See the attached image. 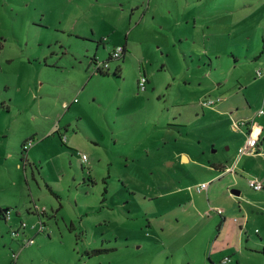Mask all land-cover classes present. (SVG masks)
I'll return each instance as SVG.
<instances>
[{
	"label": "rangeland",
	"instance_id": "1",
	"mask_svg": "<svg viewBox=\"0 0 264 264\" xmlns=\"http://www.w3.org/2000/svg\"><path fill=\"white\" fill-rule=\"evenodd\" d=\"M125 42L119 75L95 70ZM263 64L264 0H0V264H210L227 239L252 244L243 197L264 157L206 197L177 151L234 154L232 118L264 109ZM204 93L222 98L202 110Z\"/></svg>",
	"mask_w": 264,
	"mask_h": 264
},
{
	"label": "crops",
	"instance_id": "2",
	"mask_svg": "<svg viewBox=\"0 0 264 264\" xmlns=\"http://www.w3.org/2000/svg\"><path fill=\"white\" fill-rule=\"evenodd\" d=\"M125 45L127 47V42H125ZM112 65H113V67L118 66V69L120 72L121 64L119 63V61L113 63ZM112 65L110 63V66H112ZM143 72H146V69H144ZM138 77H139V75H138ZM205 96H210V95H208L207 93H204L198 99L200 102L199 104H200L202 110H206V107H212L213 106L212 104H214L215 102H217L218 100H220L222 98V97H216V99L213 103H203L201 101V99ZM263 101H264V92H263ZM258 108L255 109L253 112H249L248 114L242 115L240 117H236L234 119L232 118L231 125L235 119H239V118H247V120L250 119L247 122V124L243 123L238 128L231 126L233 129L240 131L242 133L241 140L238 143L237 148L235 149V152L233 155L230 154L229 152H227L224 154V158L222 160H217L220 158H212L211 155L207 154L206 157L208 160L204 162L203 160L197 159L199 157L198 156V150L190 151L186 148H181L180 150L177 151L178 157L182 161V164H184L186 166H192L193 165V166H195L194 169L204 170V173H201V175H199V177L197 178L198 180L196 181L195 185L190 186V188L192 190H196L197 192H202V190H205V196L209 197V192L213 191V189H214V187H213L214 185H212V183L214 182L215 179L217 180L219 178L227 177V178H231V179L233 178L234 182L235 181L239 182V179L237 180L235 174H237V169L241 168L239 166V161L244 154L254 155L255 158H257V159L259 156L264 157V149H263V151L259 150L261 147V143L263 142L264 136H261V137L258 136L259 137V142H258L259 146H258L257 150L250 152L247 149H244V150L238 149V146L244 144V142H245L246 129H251V131H253L252 121H253L254 117L261 116V114L264 113L263 112L264 109L262 112H258ZM253 133H254V131H253ZM201 151H203V152L205 151L203 147L201 148ZM199 155L201 156L200 153H199ZM202 155H203V153H202ZM248 168H249V166H248ZM251 176L252 175L249 174L248 177L250 178ZM253 176H256L258 179H260L262 181V186L259 188H256L259 190L258 191L259 195L257 197H255L254 200H251L250 198H247V197H243V198L246 199L244 202L247 204L252 203V202L257 204V206L259 208V213H258V216L257 217L255 216V217L257 220H259L260 223H262V225L259 228H257V226H255V229H256V231H258V233L255 235V239H254L252 244H250V243L240 244L239 240L237 242H235V241H232L231 239H227L226 240V248L224 247L223 249H220L221 251H219L215 255H214V250H212V252L210 254H208L210 264H214V262L218 261L221 257H223L225 255H228L229 259L227 261H224L225 263L223 262L221 264H264V255L261 254V251H264V171L255 173V175H253ZM249 178H248V181H249ZM200 181H206L207 182L206 186H204L203 188H198L197 185ZM233 189H236L237 191H234ZM231 190H232V192L234 191L237 193L241 191V189L239 187H231ZM196 194L197 193L194 194L193 201L199 200V197L195 196ZM239 208L242 209L241 203H240ZM249 213H250V208L248 207V210L246 213L247 219L244 218V220H246V225L249 221ZM10 216H11V214H10ZM7 217L8 216H6V218ZM43 224H44V222H42V226H41L42 228H40L39 230L43 229ZM240 227H242V226L240 225ZM21 232H22V230H21ZM245 233L248 234V232H245ZM249 239H250V237L248 236L246 240H249ZM230 244H232L233 246ZM93 255L89 256V255L84 254L83 256L91 257Z\"/></svg>",
	"mask_w": 264,
	"mask_h": 264
},
{
	"label": "built area",
	"instance_id": "3",
	"mask_svg": "<svg viewBox=\"0 0 264 264\" xmlns=\"http://www.w3.org/2000/svg\"><path fill=\"white\" fill-rule=\"evenodd\" d=\"M119 50H120V46H117V48H115L113 50V53L114 54H118L119 53ZM106 64V63H105ZM257 72L259 74H262L264 73V64L262 66H259L258 69H257ZM147 79V75L145 72H141L139 74V77H138V80H137V83H138V86L139 87H144L145 86V81ZM216 97H211V96H205L201 99V101L203 103H213L215 101ZM263 111V107L260 106L258 108V112H262ZM250 120V119H249ZM247 120V118H239V119H235L232 123V126L235 127V128H238L240 127V125H242L243 123H246L249 121ZM61 137L63 138V133L61 135ZM64 137H65V134H64ZM31 141V137L29 139H27L24 143H23V146L24 147H27V145L29 144V142ZM259 137L257 135H255L253 133V131H251V129H246V138H245V142L244 144L242 145H239L238 146V149L239 150H244V149H247L249 150L250 152H253L255 150H257L259 144ZM86 154L85 153H82V158L83 159H86ZM249 183L251 186L255 187V188H259L262 186V181L260 179H258L257 177L255 176H251L249 178ZM207 182L206 181H200L197 185L198 188H203L204 186H206ZM4 213H5V216H9L11 214V210L10 208H6L4 209ZM21 225H25V222L22 221ZM21 225H18L17 227L14 228L13 232L15 234H18L20 233L21 231ZM42 228V227H40ZM39 228V229H40ZM31 238L28 237V239H26L24 237V240H30ZM229 259V256L228 255H225L223 257H221L218 261L214 262V264H221L223 263L224 261H227Z\"/></svg>",
	"mask_w": 264,
	"mask_h": 264
},
{
	"label": "trees",
	"instance_id": "4",
	"mask_svg": "<svg viewBox=\"0 0 264 264\" xmlns=\"http://www.w3.org/2000/svg\"><path fill=\"white\" fill-rule=\"evenodd\" d=\"M117 46H120L119 53H118V54H114V53H113V50H114L115 48H117ZM117 46L113 47V48L108 52L107 57L104 58V59H101V60L98 61V58H97L95 55L92 56V61H93V63L95 64V65H94V68H95L96 71H99V72H101V73H107V72H109V68H110V60H111L112 58H114V57L118 58V57H120V56H124V54H125V52H126V50H127V47H126L125 43L119 44V45H117ZM105 63H106V64H105ZM141 72H143V71H141ZM141 72H140V73H141ZM112 73L115 74V75H119L120 72H119L118 66L112 68ZM146 75H147V73H146ZM147 79H148V75H147ZM147 79H146V80H147ZM137 80H138V79H137ZM145 84H146V81H145ZM137 85H138V83H137ZM138 87H139V86H138ZM144 87H145V86H144ZM139 88H140V87H139ZM61 135H62V133H61ZM29 138H30V137H29ZM29 138H27V139H29ZM31 138H32V137H31ZM27 139H25V140L23 141V143H24ZM23 143H22V147H23L24 149H26V147L23 146ZM3 208L5 209V208H8V207H7V206H4V207L0 206V215L3 216L4 218H6L5 213H4V209H3ZM104 248L106 249V248H108V246H92V247H89V248H85L84 251H83V253L86 254V255H89V256H90V255H93V254H95V253L100 252V251L103 250Z\"/></svg>",
	"mask_w": 264,
	"mask_h": 264
},
{
	"label": "water",
	"instance_id": "5",
	"mask_svg": "<svg viewBox=\"0 0 264 264\" xmlns=\"http://www.w3.org/2000/svg\"><path fill=\"white\" fill-rule=\"evenodd\" d=\"M234 191H237L236 189H233Z\"/></svg>",
	"mask_w": 264,
	"mask_h": 264
},
{
	"label": "bare ground",
	"instance_id": "6",
	"mask_svg": "<svg viewBox=\"0 0 264 264\" xmlns=\"http://www.w3.org/2000/svg\"><path fill=\"white\" fill-rule=\"evenodd\" d=\"M225 263V262H224Z\"/></svg>",
	"mask_w": 264,
	"mask_h": 264
}]
</instances>
